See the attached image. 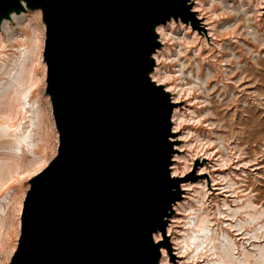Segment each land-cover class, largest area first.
Masks as SVG:
<instances>
[{
    "label": "water",
    "instance_id": "water-1",
    "mask_svg": "<svg viewBox=\"0 0 264 264\" xmlns=\"http://www.w3.org/2000/svg\"><path fill=\"white\" fill-rule=\"evenodd\" d=\"M40 6L56 155L29 181L10 264H153L178 178L174 104L145 74L153 23L182 0H26ZM178 6L176 5V2ZM19 0H0V14Z\"/></svg>",
    "mask_w": 264,
    "mask_h": 264
},
{
    "label": "rangeland",
    "instance_id": "rangeland-1",
    "mask_svg": "<svg viewBox=\"0 0 264 264\" xmlns=\"http://www.w3.org/2000/svg\"><path fill=\"white\" fill-rule=\"evenodd\" d=\"M200 2L199 6L198 0H182L181 14L174 16V21L171 19V29H166L164 39L155 44L154 53L164 52L165 47L170 53L166 60H159L155 66L166 64L178 80L193 90L191 95L179 97L173 103L180 111L188 114L193 110L197 115L194 122H184L175 131L171 128L172 165L178 170L174 176L178 178L174 200L180 203L189 200L194 188L203 187L204 204L196 203L195 208L200 211L203 208L208 213V225L212 233H217V240H221L218 237L220 232L228 230L236 243L240 240L246 250L254 251L256 244L264 242L263 229L257 231L258 237L254 239L250 233L256 224L264 221V217L257 222L245 223L240 231H236V227L230 229L222 222L234 224L236 218L243 219L244 214L237 212L234 219L224 217L220 214L224 212L230 216L232 209L226 212L220 204L226 199V204L235 208L250 197L256 208L264 207V0ZM230 6H239L238 11H230ZM210 10L217 15L210 16ZM8 24L11 28L18 27L14 19H9ZM0 33L5 36L1 27ZM193 48H197V52L192 53ZM170 82L164 80L161 83L169 86ZM192 95L197 97L192 99ZM187 129L190 132L183 137ZM193 137L203 142L204 149H197L194 153L186 146ZM24 153L29 155L26 149ZM219 154L225 158L224 165L218 164ZM183 164L188 168L182 169ZM218 174L233 177L237 194L230 192L225 186L226 181ZM27 180L22 182L25 188ZM204 181L206 187L202 185ZM9 185L11 191L17 183L13 181ZM236 198L242 199L238 201ZM171 214L166 219L170 224L169 231L164 233L165 239L160 245L166 250V264H217L208 242L199 249L203 257H197L195 261L185 260L181 252H177L171 244V236L180 226L178 216L181 217L182 213L174 209L168 216ZM191 217L193 213L189 214V219ZM246 232L250 233L244 235ZM234 250L237 254L238 247ZM187 252L194 254L195 247L190 244Z\"/></svg>",
    "mask_w": 264,
    "mask_h": 264
},
{
    "label": "bare ground",
    "instance_id": "bare-ground-1",
    "mask_svg": "<svg viewBox=\"0 0 264 264\" xmlns=\"http://www.w3.org/2000/svg\"><path fill=\"white\" fill-rule=\"evenodd\" d=\"M178 3L177 1V6ZM198 3L200 6V0ZM19 4L18 8L11 7L6 14H0V27L5 32L4 37L0 33V140H3L0 143V264H10L16 252L22 230L23 201L29 187V181L48 166L56 155L59 145V134L53 119L51 96L47 92V66L43 59L46 26L42 9L40 6H29L26 0H19ZM239 6H230L232 8L230 11L237 12ZM28 10L30 11L24 13ZM176 14L180 15L181 13ZM214 14L217 15L214 10H210V16L213 17ZM9 19H14L18 27L11 28L8 24ZM171 19L174 21L173 15L160 23L151 25L156 42L164 39L166 29H171L173 24ZM157 27L161 28L162 31H155ZM156 49L157 47H154L148 55L152 64L145 70V74L155 85L162 87L171 102L179 97L191 95L193 90L189 87L190 85L185 86L183 82L178 80L166 64L161 67L155 66L159 60H166L170 56L166 47L164 52L157 54L154 53ZM194 52H197V48H193L192 53ZM150 76H155L156 80L153 81ZM164 80H171L169 86H164L161 83ZM196 97V95H192V99ZM196 117L197 115L193 110H189V113L186 114L180 111L176 104H173L169 112L170 133L167 135V140L171 141L170 134H172L173 129H178V126L184 122H194ZM189 132L190 129L185 130L182 136L186 137ZM186 146L193 149L194 153L197 149H204L203 142L195 137ZM24 149L29 151V155H25ZM172 156L173 153L170 152L167 158V169L170 176L173 177L172 173H176L178 170H176L175 165H172ZM219 156L221 155L219 154ZM218 159H220L218 164L224 165L225 158L221 156ZM185 168L187 169L188 166L183 164L182 169ZM218 176L226 181L225 186L229 188L231 193L237 194L236 181L231 175L218 174ZM24 180L28 182L26 188L22 186ZM13 181L17 185L10 191L11 186L9 184ZM205 184L204 181L202 185L206 187ZM197 185H200V182ZM204 195L203 187L194 188L189 200L180 203L173 199L170 202V207L166 208L167 214L164 218L167 220L168 217L172 216V214L168 216L171 210H179L182 213L181 217L178 216L179 221L181 219L180 226L176 229V234L171 236V244L175 246L177 252H181L185 260L195 261L197 257H203L199 249L208 242L209 248L212 250L211 253L215 256L214 262L217 264H264V242L260 245L256 244L254 251L246 250L244 244H240V240L236 243L228 230H225L224 233L220 232L218 237L221 240H217V233H212V229L208 225V213L203 208L201 211L195 208L196 203L204 204ZM236 199L240 201L242 198ZM226 201L223 199L220 205L226 208V212L232 209V213L230 216L224 212L220 215L234 219L237 212L244 214V218L239 220L236 218L234 224L222 222L226 223L230 229L236 227V231H240L245 223L257 222L264 217V207L256 208L250 197H247L244 203L235 208H230ZM233 201L236 200L233 199ZM190 213H193V217L189 219ZM186 225L188 226L186 227ZM169 228L170 224L166 223L163 228L164 233H168ZM260 229H263L262 235H264V221L259 225L256 224L252 233L246 232L244 235L250 233V237L254 239V237H258L257 231ZM159 230L160 228H155L151 231L150 236L159 233ZM150 240L153 244L158 243L154 239ZM190 244L196 250L192 255L187 252ZM236 247H238L237 254L234 253ZM250 247L254 246L250 244ZM166 262L167 255L159 253L153 264H166Z\"/></svg>",
    "mask_w": 264,
    "mask_h": 264
},
{
    "label": "snow or ice",
    "instance_id": "snow-or-ice-1",
    "mask_svg": "<svg viewBox=\"0 0 264 264\" xmlns=\"http://www.w3.org/2000/svg\"><path fill=\"white\" fill-rule=\"evenodd\" d=\"M155 31L159 32V31H162L161 28L157 27L155 29ZM150 78L155 81L156 80V77L155 76H150ZM173 131H175V129H173ZM173 176L177 175V173L173 172L172 173ZM150 239H154L155 241H162L165 239V235H164V230L163 229H160L159 230V233L155 234L154 236H150ZM156 247L159 248V252L157 253V255H159V253H165L166 254V250L165 248H160L159 245L157 244Z\"/></svg>",
    "mask_w": 264,
    "mask_h": 264
}]
</instances>
